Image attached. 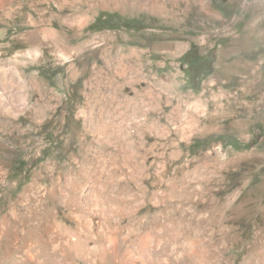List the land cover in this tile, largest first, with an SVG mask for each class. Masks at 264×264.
<instances>
[{
  "label": "rangeland",
  "instance_id": "1",
  "mask_svg": "<svg viewBox=\"0 0 264 264\" xmlns=\"http://www.w3.org/2000/svg\"><path fill=\"white\" fill-rule=\"evenodd\" d=\"M74 213L57 264H264V0H0V264Z\"/></svg>",
  "mask_w": 264,
  "mask_h": 264
},
{
  "label": "bare ground",
  "instance_id": "2",
  "mask_svg": "<svg viewBox=\"0 0 264 264\" xmlns=\"http://www.w3.org/2000/svg\"><path fill=\"white\" fill-rule=\"evenodd\" d=\"M104 215L102 217H104ZM73 217L75 219V222L78 225H80L79 228L76 229L77 233H78L77 238L76 237L72 238L71 232L75 229H73L72 226H69L70 222L65 223V224L55 223V226H54L55 229H52L54 227L52 226V228H49V223L46 221V218H45V219H43L44 222H43L41 228L39 229V231L42 234H47V235H48V233L51 232L50 234L53 237V241H54L53 246H51V248H50L47 243H42L41 241L38 242V241H28L27 240V241H24V243L22 245L19 242H14L12 245H10V248H9L10 254H14V256H16V254H19V255L16 256L15 258H11L13 260L9 259V260L5 261L4 264H57V262H55V260H51L48 257L50 250H53V252L54 251L62 252V251H64L63 246H65L64 245L65 242H66V244L68 242V244L71 245L73 241H77V239H80V237L82 235H84V236L85 235H91L92 237H95V236H99L100 233L101 234L104 233L103 229H101V226L96 227V225H94V223H93L94 220H92L91 217L89 218L87 215L82 214V213H76V214L74 213ZM66 219L69 220V219H71V217L66 216ZM60 223H62L61 220H60ZM68 235L71 237V239L69 238L70 240H68V238H66V236H68ZM151 241H152L151 238H146L141 243L142 253H140V254L143 258H148V256L150 257V255L148 254V250L150 248ZM78 243L79 242L77 241V244ZM74 244H76V243H74ZM102 255H103L102 253L98 254L96 264H109L108 263L109 260L107 261L106 258H104ZM11 257H13V256H11ZM136 257H137V254H135L131 250V248L127 244V240L125 238H123L122 241L117 246V253H116V257L114 258V260L116 259V261H120V262H123L124 260L135 261ZM144 264H147V263H144Z\"/></svg>",
  "mask_w": 264,
  "mask_h": 264
},
{
  "label": "trees",
  "instance_id": "3",
  "mask_svg": "<svg viewBox=\"0 0 264 264\" xmlns=\"http://www.w3.org/2000/svg\"><path fill=\"white\" fill-rule=\"evenodd\" d=\"M222 137L220 136V137H218V139H221ZM205 142H203V141H197V142H195V144L193 145V148H198V147H200L202 144H204ZM233 144V143H232ZM252 146L253 145H242V144H235V147L237 148V149H239V150H246V149H250V148H252Z\"/></svg>",
  "mask_w": 264,
  "mask_h": 264
}]
</instances>
